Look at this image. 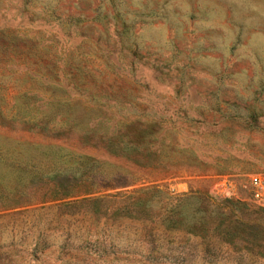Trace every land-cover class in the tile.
<instances>
[{"label":"rangeland","instance_id":"1","mask_svg":"<svg viewBox=\"0 0 264 264\" xmlns=\"http://www.w3.org/2000/svg\"><path fill=\"white\" fill-rule=\"evenodd\" d=\"M264 0H0V264H264Z\"/></svg>","mask_w":264,"mask_h":264},{"label":"built area","instance_id":"2","mask_svg":"<svg viewBox=\"0 0 264 264\" xmlns=\"http://www.w3.org/2000/svg\"><path fill=\"white\" fill-rule=\"evenodd\" d=\"M251 198L255 204L264 207V178L253 175L249 181Z\"/></svg>","mask_w":264,"mask_h":264}]
</instances>
